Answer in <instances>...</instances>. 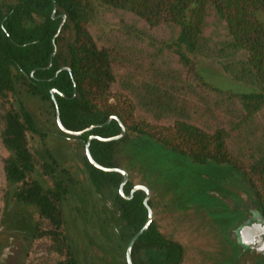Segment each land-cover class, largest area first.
<instances>
[{"label":"trees","instance_id":"1","mask_svg":"<svg viewBox=\"0 0 264 264\" xmlns=\"http://www.w3.org/2000/svg\"><path fill=\"white\" fill-rule=\"evenodd\" d=\"M108 11L134 16L145 30L122 28L99 40L91 25ZM62 15L64 22L55 35ZM239 53L242 57L235 58ZM198 57L215 58L226 78L252 87H221L208 81ZM16 84L48 101L54 116L57 109L61 124L70 131L116 117L76 136L62 132L55 122L56 135L81 142L84 149L91 135H117L120 121L125 128L122 138L90 141V154L101 166L117 167L114 147L131 133L194 164L229 167L244 180L251 201L245 219L236 223L229 237L240 254L248 252L237 229L255 216L264 223V0L0 3V97L10 103L0 132L8 151L2 171L12 187L11 197L33 205L38 217L31 235L33 256L25 264H79L65 231L68 187L56 179L57 160L48 149L39 157L41 172L37 170L27 134L40 131L14 96ZM51 89L56 90L55 103ZM82 159L90 194L105 202L110 212L108 235L119 241L128 237V243L147 217L144 193L136 191L124 199L118 193L121 174L95 168L85 154ZM38 172L54 178L53 187L43 186L34 176ZM132 187L128 180L123 192L127 195ZM105 189L115 190L110 202L103 196ZM142 248L163 253L155 264L183 261L182 245L166 238L153 220L132 245L133 264Z\"/></svg>","mask_w":264,"mask_h":264},{"label":"rangeland","instance_id":"2","mask_svg":"<svg viewBox=\"0 0 264 264\" xmlns=\"http://www.w3.org/2000/svg\"><path fill=\"white\" fill-rule=\"evenodd\" d=\"M14 1L0 0V3ZM129 27L145 30L143 23L134 16L108 11L98 15L91 30L101 40ZM69 36L65 33V39ZM241 57L239 53L235 58ZM197 62L203 76L212 83L221 87L230 84L239 89L252 87L226 78L215 58L198 57ZM14 96L31 114L40 131V134H27L37 170L41 172L39 157L48 149L57 160L56 179H62L63 185L68 187L64 198L65 231L78 263L126 264L128 237L119 241L108 235L110 212L105 202L101 204L90 194L83 167V144L56 135L55 116L48 101L29 93L20 84H16ZM9 105V101L0 97V132L2 116ZM7 155L0 138V264H25L33 256L31 235L38 218L37 210L11 197L12 187L2 171V159ZM113 158L117 167L127 172L133 185L141 184L149 189L153 221L166 238L182 245L181 264H264V256L256 257L245 251L240 254L238 245L229 237L236 223L245 219L246 207L251 206L244 180L229 167L194 164L131 133L115 145ZM39 172L35 178L43 186L53 187L54 178ZM114 192L105 189L103 196L109 200ZM162 256L158 250L142 248L137 264H155Z\"/></svg>","mask_w":264,"mask_h":264},{"label":"water","instance_id":"3","mask_svg":"<svg viewBox=\"0 0 264 264\" xmlns=\"http://www.w3.org/2000/svg\"><path fill=\"white\" fill-rule=\"evenodd\" d=\"M54 10L55 7L53 9V13H52V17H54ZM65 16L62 15V20L59 23L58 29L56 31L57 35L62 27V24L64 22ZM56 51V48L54 46L53 52L51 54V57L54 55ZM68 70L69 69L67 67H61L59 70ZM56 92L55 89H51L50 90V96L53 100V102L55 103L54 100V93ZM75 87L73 89V96L75 95ZM116 118L114 116L109 117L104 123L102 124H95V125H91L89 127H87L86 129L82 130V131H70L67 130L66 128H64V126L61 124L60 118H59V113L56 109L55 111V122L57 127L64 133L69 134V135H80L82 132L90 130L93 127H97V126H102L106 123H108L111 119ZM119 126H120V132L112 137H108V138H103V137H99V136H89L85 143H84V154L87 158V160L97 169L102 170V171H115L118 172L119 174H121L122 179L121 182L118 185V193L121 197H123L124 199H130L134 192L136 191H142L144 193V198H143V205L145 206L146 210H147V217L145 222L143 223V225L141 226V228L129 239L126 249H125V260H126V264H133L132 263V258H131V248L133 243L137 240V238L149 227V225L151 224L152 220H153V212L151 207L148 204L149 198H150V191L149 189L145 186V185H141V184H136L133 185V187L131 188V190L129 191V193L126 195L123 192V187L126 184V182L128 181V174L125 170L115 167V168H107L104 166L99 165L91 156L90 151H89V145H90V141L92 139H97L99 141H112V140H119L120 138L123 137L124 133H125V128L123 126V124L119 121ZM238 237H239V241L241 242V244H243L244 246L250 247L251 249L255 250L257 253H264V223L261 221L259 216H255L254 218H252L251 220H249L247 223L242 224L236 231Z\"/></svg>","mask_w":264,"mask_h":264},{"label":"flooded vegetation","instance_id":"4","mask_svg":"<svg viewBox=\"0 0 264 264\" xmlns=\"http://www.w3.org/2000/svg\"><path fill=\"white\" fill-rule=\"evenodd\" d=\"M237 237H238V235H237ZM238 239H239V237H238ZM245 249H247L248 250V252H255V251H252V250H250V248H248V247H246Z\"/></svg>","mask_w":264,"mask_h":264}]
</instances>
